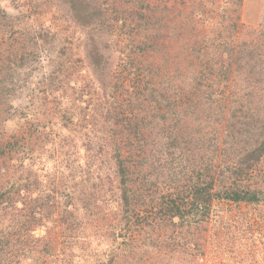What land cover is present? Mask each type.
Listing matches in <instances>:
<instances>
[{
    "label": "trees",
    "instance_id": "1",
    "mask_svg": "<svg viewBox=\"0 0 264 264\" xmlns=\"http://www.w3.org/2000/svg\"><path fill=\"white\" fill-rule=\"evenodd\" d=\"M128 2L127 0L126 10L116 11L113 17H109L106 15L107 10L103 8V0H57V4L64 8L63 14L76 26L85 27L88 31L93 28L82 43L84 67L99 88L98 92L93 89L92 92L85 91L83 88L75 91L76 96L71 103L78 110L68 116L63 115L66 123L61 122L60 129L55 127L57 132L71 131L72 128L67 126L72 124V120L80 118V121L85 122L79 130L84 133V137L65 147L63 161L68 162V168H71L69 176L75 178L78 170L88 173L90 169L94 171L92 168L95 171L105 168L106 172V165L112 163L113 173L118 178L116 186L120 190L116 208L120 214H124V226L131 225L134 216L140 213V205L144 204L142 197H146L141 192L142 188H147L149 181L154 186V182L162 180L164 187L161 196L166 201L163 207L165 215L161 221L155 223L159 229L164 227L170 232L177 231L178 235L173 240L178 239L181 231L200 228L211 215L213 202L264 208V79H244L240 89L234 88L229 81L232 73L244 68L243 66H247L250 72H258L264 76V67L257 71L262 65L264 55L255 50L250 55L252 63L244 61L245 64L241 65L238 63L242 61V54L250 53L249 50L240 48L234 53L233 48L215 45L214 56L228 55L229 62L224 63L220 57V62L214 60L215 62L209 63L204 61L201 52L205 46L211 44L200 43V34L196 31L190 33L186 26L169 15L173 14L170 13V1L159 0L157 6L153 7L144 3V0H137V8L135 5L129 7ZM35 22L36 25L33 26L38 29V36L21 32L20 40L17 41L19 50L4 55L6 62L2 68H17L18 62L22 64L29 48L39 50L44 46L49 25L41 27L37 20ZM13 24L0 7V28ZM233 28L231 32L236 29L234 25ZM9 37L11 39L10 34L7 36L6 46L12 50ZM124 37L127 43L119 51L122 55L119 61V56L115 59L110 56L107 45L116 44L120 38L123 42ZM177 47L180 50L182 48V54L190 52L192 60L188 61L189 72L185 70V74L180 71V63L179 67L175 66L179 75L176 77H180L176 82L179 81L180 86L172 89L168 84L175 79L161 74L163 65L158 60L167 64L165 56ZM234 54L235 59L238 58L235 61ZM195 60L199 62L196 63ZM118 64L121 70L112 77L110 68L116 69ZM11 82L12 78L0 80V96L4 99L9 94L8 84ZM47 94L54 98L55 103L70 101L65 91L59 87ZM180 94H184L186 102L176 105L175 99ZM97 95L102 98L98 100V104ZM6 100L10 109L18 111L12 107L11 99ZM212 105L218 113L223 115L226 112L224 128L219 126L210 138H199V145L195 147L198 150L196 154L190 149L191 140L187 141L185 138L191 130L186 124L188 114L185 113L186 110H191L192 113L207 110V113H211ZM14 116L19 121L27 118L23 112ZM206 117L210 118V114H206ZM8 119L6 117L4 124ZM53 126L49 120L48 126L29 127V137L51 146L55 143V137L52 136L55 133ZM147 129L155 131V135L149 136ZM10 136L15 138V134ZM222 136L221 143L219 139ZM191 142L194 144V141ZM29 144L31 143L28 142L26 146L18 145L17 157L9 159L5 157L4 148L0 147V264H38L41 257L47 256L49 252L50 244L45 236L46 231H43L45 225H40L43 217L40 208L45 206L48 197L43 202L40 200L44 195L38 193L41 181L30 180L29 171L24 173L22 169H29ZM7 148L10 152L13 150L11 144ZM218 151L221 152L219 157ZM82 176L84 175L78 177ZM76 180L77 178L70 181V185L60 188L62 202L58 223L61 234L78 228L73 217V202L77 199L73 185L77 183L80 186L82 183ZM82 189L78 195L83 196L88 206L93 191L85 186ZM27 193L33 198L31 209L24 215L19 212L15 214L14 210L20 209L19 204H22ZM105 204L107 207L113 205L108 201ZM53 205L52 194L51 206ZM12 220L13 225L17 226L16 236L6 232L7 224L9 221L12 224ZM31 226L38 227L32 230ZM141 226L150 228L152 223ZM139 231L141 232V227ZM42 238L45 239V245L38 248V242ZM132 243L129 241L130 245ZM195 246L182 245L183 252L190 253ZM173 252L177 253V250ZM55 257V253L49 256L50 259Z\"/></svg>",
    "mask_w": 264,
    "mask_h": 264
},
{
    "label": "rangeland",
    "instance_id": "2",
    "mask_svg": "<svg viewBox=\"0 0 264 264\" xmlns=\"http://www.w3.org/2000/svg\"><path fill=\"white\" fill-rule=\"evenodd\" d=\"M128 1L129 7L135 5L134 7L137 8V0ZM167 1H170L172 9L170 13L174 14L169 15L184 27L186 26L190 33L196 31L198 35L200 34L202 39H200V43L211 44V46H205L202 49L201 54L204 56V61L213 63L221 57L224 63L229 62L228 55L214 56L215 45L233 48L234 53L240 48L249 50L250 53L242 54V61L238 63L241 65L245 64L244 61L252 63L250 55L255 50L264 55V0ZM103 2V8L107 10L106 15L109 17H113L116 11L126 10L127 0H103ZM157 2L159 0H144V3L153 7L157 6ZM0 7L14 22L13 26L8 25L5 28H0V63L3 62L0 64V80L12 78V82L8 84L9 94L6 99H11L12 107L18 110L10 109L7 100L0 96V147L4 148L5 157L9 159L17 157L18 145L31 143L28 145L31 149L29 169H22L24 173L29 171L30 180L41 181L38 185L40 192L36 190L38 193H44L40 200L43 202L46 196L48 197L45 206L40 208L43 214L40 225H45L43 231H46L45 236L50 244V253L41 257L38 264H264V208L256 209L230 202H213L212 213L200 225V228L181 231L178 239L173 240L172 238L178 235L177 231L170 232L164 227L159 229L155 223V221H161L165 215L163 207L166 201L164 196L163 198L161 196L164 187L162 180L154 182V186L149 181V186L145 189L142 188L141 192L146 197L141 196L144 204L140 205V213L134 216L131 225L124 226L126 224L125 217L122 219L124 214H120L116 208L120 190L116 186L118 178L113 173L114 165L112 163L106 165L107 173L104 171L105 168H100V171H95V168H92L94 171L90 169L88 173L82 170H78L76 173V169H74L76 177H70L71 168H68V162L63 161L65 147L77 143L79 138L84 137V133L79 130L82 129L85 122L80 121L79 118L75 121L72 120L70 126L67 124V127L72 128L71 131L57 132V129L62 127L61 122H65L63 115L68 116L71 112L76 113L78 110V107L71 103V100L76 96L75 91L83 88L85 91L92 92L93 89L94 92H98L99 88L92 80V75L84 67V44H82L88 32L93 28L88 31L85 27L76 26L69 17L68 19L63 14L64 8L57 4V0H15L14 2L0 0ZM36 20L41 27L49 25V28L47 27L49 34L44 46L39 50L29 48L24 55L22 64L18 62L17 68L14 66L2 68L6 62L4 55L19 50L17 41L20 40L21 32L38 36V29L33 26L36 25ZM233 25L236 29L231 32L234 29ZM8 34L11 35L9 42L12 45L10 46L12 50L6 46ZM15 39H17L16 42H14ZM125 39L124 37L123 42H121L122 38H120L121 41L117 39L116 44L108 43V49H106L114 59L119 56L120 61L121 49L127 43ZM13 47H16V50H13ZM182 51V48L180 50L177 47L176 50L173 49L169 55H166L167 64L158 60V63L163 65L161 74L175 79L173 82L170 80L171 83L168 84V87L172 89L180 86L179 81L176 82V79H180V77H176L179 76L176 67L182 65L180 66L181 73L185 74V70L189 72L188 61L192 60L189 56L190 52L182 54ZM237 59L234 54L233 61ZM154 60L155 58L152 59V61ZM186 66L187 69H185ZM243 67L237 72L234 71L232 77L229 78L234 88L240 89L244 79L258 80L262 77L264 79V76L259 75L258 72H250L247 66ZM262 67H264V59L257 71ZM120 70L119 64L116 69L110 68L112 77ZM107 74L109 75L108 71ZM7 75L10 77H6ZM56 87L65 91L69 102L55 103L54 98L49 97L47 93ZM183 96L184 94H180L175 99L176 105L179 102H186V97ZM101 99V96L97 95V104ZM202 111L205 113H201ZM210 111L211 113H207V110L192 113L191 110H186L185 113L188 114L186 124L191 129L189 136L185 138L187 141H194V144L189 141V145L191 151L194 150L196 154H198V150L195 147L199 145V138H210L216 133L219 126L224 128L226 112L223 113V116L215 111L213 105L210 107ZM20 112L25 113L27 118L21 121L16 120L14 115H19ZM206 114H210V118H207ZM6 117L9 119L4 124ZM49 120L52 121V125L54 124L55 131L53 130V133H55L52 135L55 137L54 144L47 146V143L29 137V127L48 126ZM89 122L92 123L91 120ZM146 132L150 133L149 136L155 135V131L150 129H147ZM12 134H15L14 139L10 136ZM57 134H59L58 137ZM222 140L223 136L219 141L222 143ZM146 143L149 144L147 141ZM8 144L13 147L12 153L7 148ZM60 145L63 147L61 148ZM217 155L219 157L221 152L218 151ZM106 157L108 160L109 155L107 154ZM80 175L84 176L80 178L78 177ZM76 178L77 182L82 183L80 186L77 183L73 185L77 196L73 202L75 209L73 217L78 228L70 233L61 234L62 231L58 223L62 202L60 188L70 185V181ZM83 186L89 187L90 191H93V196L90 197L92 200L88 206H86L83 196L78 195L83 191ZM31 192L33 193V191ZM52 194L54 196L53 206H51ZM30 196L31 194L27 193L22 204H19L20 209L14 210L15 214L19 212L24 215L29 208L31 209L33 198ZM106 201L113 205L107 207ZM16 220L19 222L18 219ZM144 223H152V227L143 228L141 225ZM13 224L14 220H12V224L9 221L6 232L16 236L15 227L17 226ZM36 227L38 226H31V229L34 230ZM140 227L141 232L139 231ZM44 240L42 238L38 242V248L44 247ZM129 241L133 242L132 245L129 244ZM182 245L196 246L190 253H185ZM174 250H177V253L173 252ZM51 252L56 254L53 259L49 258Z\"/></svg>",
    "mask_w": 264,
    "mask_h": 264
}]
</instances>
